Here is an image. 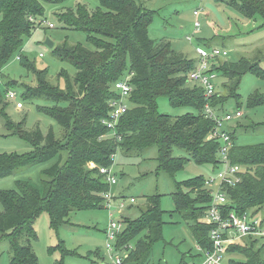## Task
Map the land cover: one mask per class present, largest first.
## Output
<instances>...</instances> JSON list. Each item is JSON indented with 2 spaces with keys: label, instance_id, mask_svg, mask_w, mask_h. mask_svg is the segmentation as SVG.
Returning <instances> with one entry per match:
<instances>
[{
  "label": "trees",
  "instance_id": "obj_1",
  "mask_svg": "<svg viewBox=\"0 0 264 264\" xmlns=\"http://www.w3.org/2000/svg\"><path fill=\"white\" fill-rule=\"evenodd\" d=\"M64 1L0 0V71L13 55L20 53L24 39L45 21V6ZM97 1L99 7L92 11L77 4L73 9L56 13L63 28L82 31L92 46L88 49L64 42L51 48L56 59L75 70L72 81L66 72L59 74L65 80L64 88L52 85L46 70H39L26 58L19 57L35 81L34 86L21 85L22 99L43 104L37 107V112L59 127L61 141L51 128L44 134L38 127L26 128L24 119L12 121L0 97V116L7 133L32 147L26 154H0V179L19 169L56 160L42 171L41 190L19 180L15 189L0 191V241L8 242V264H38L31 243L36 239L33 223L40 213L47 214L49 226L56 233L70 224L69 215L73 212L105 209L104 195L112 185L99 169H108L116 152L142 154L155 147L157 171L172 178L189 161L217 168L221 142L208 140L215 121L205 114V105L208 103L218 117L228 113L225 110L228 100H235L236 110H240L238 89L242 77L251 74L264 81V70L259 66L264 56L260 52L253 58L240 57L236 61L217 59L212 69L223 82L207 101L201 87L187 82L196 59L173 51L168 40L149 38L147 29L155 11L144 0ZM214 1L227 5L247 20L260 19V28L264 27V0ZM201 43L206 48L210 45L207 40ZM127 69L129 77L125 78ZM125 79L132 88L127 98L130 107L110 130L103 123L109 117L108 102L119 98L113 85ZM161 96L167 98L171 107H190L194 113L175 117L160 114L157 99ZM263 104L264 94L258 91L246 101L248 109ZM229 136L230 162L239 165L242 171L237 184L222 189L227 197L225 211L239 214L251 211L264 216V142L239 145L235 131H229ZM174 148L184 150L188 158L173 157ZM171 198L174 212L185 222L195 246L200 248L197 255L187 254L194 264V260L203 259L202 251L212 249L209 232L213 226L204 222L212 200L211 190L205 186L204 178L196 177L176 183ZM159 199V194L147 196L137 217L122 218L124 229L116 237L117 250L128 249L129 243L144 233L128 252L124 264L150 263L163 225ZM258 241L262 240L246 237L229 245L227 264H264V246L257 248ZM56 248L61 258L73 253L63 247L62 241ZM57 264H62V259Z\"/></svg>",
  "mask_w": 264,
  "mask_h": 264
},
{
  "label": "rangeland",
  "instance_id": "obj_2",
  "mask_svg": "<svg viewBox=\"0 0 264 264\" xmlns=\"http://www.w3.org/2000/svg\"><path fill=\"white\" fill-rule=\"evenodd\" d=\"M146 6L155 11L148 25V36L155 41L168 40L172 50L182 53L186 57L196 56L195 47L198 40L204 39L211 45L225 48L228 59L236 61L240 57L253 58L260 53L264 56V27L260 28V19L247 20L233 9L223 3L214 0H144ZM77 4L86 6L89 10L99 7L97 0H66L59 5L45 6V23H41L28 38L23 41L20 53L11 57L9 62L0 71V97L6 103L5 113L14 122L25 120L28 129L38 127L42 133L50 128L62 140L59 127L47 116L37 112V107L43 105L40 101H24L22 99V84L35 85L34 77L21 65L19 57L26 58L39 70H46L48 81L59 88L65 87V80L59 76L64 71L73 80L74 68L56 59L52 49L45 42L49 40L53 46L66 42L69 45L80 44L88 49L92 46L88 43L82 31L63 28L56 18V13L62 9L75 8ZM198 10V17L193 12ZM200 23L198 32L194 33L193 25ZM47 24H52L48 28ZM191 37V42L187 40ZM203 46V45H202ZM205 47V45L203 46ZM259 66L264 70V58ZM128 67V66H127ZM124 77H129L128 69ZM223 82L218 77L217 84ZM11 84V85H10ZM189 84V83H188ZM219 91V89H217ZM256 91L264 94V81L247 74L242 77L238 89L240 96V110L242 117L225 124L222 129L231 126L235 131L236 143L240 145H252L264 142V104L248 109L246 101L249 95ZM7 92L16 94V100L5 98ZM129 108L127 98L123 99ZM21 103L22 109H16L15 104ZM157 109L160 114L171 117L185 113H194L190 107H171L166 97L157 99ZM228 113L236 111L235 100H228L225 104ZM254 123H262L254 126ZM253 125V126H252ZM111 133L108 134L110 136ZM32 147L24 140L7 133L4 122L0 116V154H26ZM173 157L188 158L187 153L179 148L172 151ZM65 159V153H61ZM157 149L151 147L142 154L124 155L120 152L111 159L109 170L116 183L109 189L111 199V212L107 209L76 211L69 215L70 224L59 228L55 233L49 226L46 213H40L34 220L33 229L36 239L31 247L38 259V264H57L62 259V264H113L116 257L125 260L128 252L135 247L136 242L144 236L141 233L132 240L128 249L117 250L116 239L106 240V229L110 220L121 224L120 231L124 229L122 218H135L140 209H143L147 196L159 194V210L162 213L161 239L154 245L149 264H181L182 257L185 264H192L193 259L187 255H197L196 246L191 238L185 222L174 212V203L171 194L175 191V184L189 179L202 177L205 180H215L217 169H223L212 165H197L192 161L186 162L183 168L174 174V177L164 171H157ZM56 160H51L36 166L19 169L13 175L0 179V191L15 189L16 181H28L34 188L41 190L42 171L53 165ZM241 171L242 168L240 167ZM216 183L218 181L216 180ZM215 191V186H210ZM133 199L131 203L130 200ZM124 208L118 210L119 205ZM1 210V205H0ZM240 237L235 242L239 243ZM62 241L63 247L73 252L61 258L60 251L56 248ZM111 247L110 252L106 245ZM257 248L264 246V241H258ZM0 264L9 262V245L6 239L0 241ZM228 255L224 258L227 264ZM242 259V258H239ZM199 264L202 259L194 260Z\"/></svg>",
  "mask_w": 264,
  "mask_h": 264
},
{
  "label": "built area",
  "instance_id": "obj_3",
  "mask_svg": "<svg viewBox=\"0 0 264 264\" xmlns=\"http://www.w3.org/2000/svg\"><path fill=\"white\" fill-rule=\"evenodd\" d=\"M195 17H198V10L193 12ZM48 28H52V24H47ZM200 27L199 22H195L193 25L194 33L198 32ZM187 40L191 42V37H187ZM196 64L187 75V82L190 84L198 85L203 89L205 100H209L216 92L218 84V73L213 68V63L217 59H227L228 51L219 47L206 48L203 46L195 47ZM113 88L119 93L117 100H110L108 107L110 109L108 119L103 123L110 130H113L117 124L118 119L123 115L128 107L124 104L123 99L128 98L132 88L128 83V79L118 81L113 85ZM6 99L16 100V94L13 92H7ZM16 109H22L21 103L15 104ZM204 112L207 116L211 117L215 121V127L208 136V140L216 139L221 142L219 148L218 160L219 166L223 169H217L216 178L205 180V186L210 189V186H215V191L211 190L212 200L209 204L207 214L204 222L208 225H212V229L209 232V239L212 242V249L202 251L203 259L199 264H224V258L229 245L236 243L235 241L240 237H252L264 241V216L262 214H254L253 212H245L239 214L232 210L230 212L225 211L224 205L227 203V197L222 191L223 187H232L240 181L241 169L239 165L231 164L229 159V149L231 146V140L229 132L226 129H222L225 123L237 120L242 117V112L236 110L233 113H225L221 116H216L213 109L207 103L204 107ZM91 167H94L90 163ZM100 174L105 175L107 182L110 185L116 183L115 178L107 168H100ZM216 180L218 183H216ZM105 209L111 212V199L109 193L104 195ZM133 202V199L130 200ZM124 208L123 204L119 205L118 210ZM121 224L110 220V223L106 229V240L111 241L116 239L120 231ZM197 249L200 248L196 247ZM106 250L110 252L111 247L106 245ZM113 264H124V260L116 257Z\"/></svg>",
  "mask_w": 264,
  "mask_h": 264
},
{
  "label": "crops",
  "instance_id": "obj_4",
  "mask_svg": "<svg viewBox=\"0 0 264 264\" xmlns=\"http://www.w3.org/2000/svg\"><path fill=\"white\" fill-rule=\"evenodd\" d=\"M201 40L203 41L204 39H201ZM201 40H198L199 43H201ZM201 45H202V43H201ZM201 45H200V44H197V46H201ZM197 46H196V47H197ZM209 46H210V47H216V46H214V45L212 46V45H211V42H210V45H209ZM209 46H208V48H210ZM222 49H225V48H222ZM225 50H226V49H225ZM228 55H229V52H228ZM188 58H189V57H188ZM246 58H247V57H246ZM191 59H196V56H194V57L191 58ZM238 59H239V58H238ZM240 111H241V110H240ZM242 116H243V115H242ZM227 124H228V123H225V127H226ZM260 124H262V123H254V125H260ZM226 130H227L228 132H229V131H233L231 126H227V129H226ZM239 145H240V144H239Z\"/></svg>",
  "mask_w": 264,
  "mask_h": 264
},
{
  "label": "water",
  "instance_id": "obj_5",
  "mask_svg": "<svg viewBox=\"0 0 264 264\" xmlns=\"http://www.w3.org/2000/svg\"><path fill=\"white\" fill-rule=\"evenodd\" d=\"M45 44H46L49 48H52V47H53V43H51L49 40H46Z\"/></svg>",
  "mask_w": 264,
  "mask_h": 264
}]
</instances>
